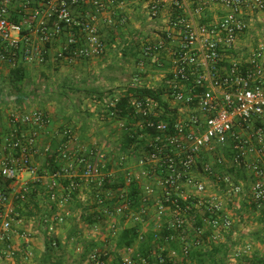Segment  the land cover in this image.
I'll list each match as a JSON object with an SVG mask.
<instances>
[{
	"label": "built area",
	"instance_id": "2783aa9c",
	"mask_svg": "<svg viewBox=\"0 0 264 264\" xmlns=\"http://www.w3.org/2000/svg\"><path fill=\"white\" fill-rule=\"evenodd\" d=\"M83 1L0 0V63L10 70L43 64L49 45L61 38L55 62L71 66L101 57L107 45L99 16L110 9L108 24L122 28L133 14L128 5L135 4L134 13L148 24L139 46L142 61L165 68L166 99H129L136 121L128 128L119 120L122 129L152 131L148 145L127 152L114 147L109 154L96 145L72 148L69 138L56 149L64 164L55 170L33 161L51 152L50 143L40 146L49 115H13L0 149V264L17 254L31 256L33 234L19 212L30 184L62 208L71 191L94 185L99 204L116 200L104 204L108 230L115 231L121 219L141 227L140 240L151 230L148 257L134 260L128 249L120 264L180 263L193 250L236 240L246 227L244 204L264 210V37L249 48L240 42L249 29L246 13H264V0H92L94 10L75 14ZM138 83L134 78L131 85ZM120 100H105L110 118L118 115ZM70 134L64 132L74 139ZM133 192L138 210L132 208ZM253 250L252 242L244 243L228 263L239 264ZM107 254L95 249L89 263L107 264L101 259Z\"/></svg>",
	"mask_w": 264,
	"mask_h": 264
},
{
	"label": "crops",
	"instance_id": "0c3cea01",
	"mask_svg": "<svg viewBox=\"0 0 264 264\" xmlns=\"http://www.w3.org/2000/svg\"><path fill=\"white\" fill-rule=\"evenodd\" d=\"M91 1L92 0H84L83 3L74 10L75 14L83 15L87 13L88 11L94 10V7L91 5ZM105 2H107V0H105ZM134 6L135 4H129L126 11L128 12L133 11V14H135L133 10ZM129 8L131 9L129 10ZM137 9L139 10L140 7ZM260 13H263V12H256V13L247 12L246 13L245 20L249 25V29L251 28L250 23H249L251 22L250 18L253 16L256 17ZM110 16H111L110 9H108L99 16V21H98L100 32L102 34L103 39L109 41L106 43L107 45L106 52L111 51L112 49H115L113 48V45L116 44L117 42H120V39H121L120 33H122V30L123 32H125V27H122V28L119 27L118 29V25L115 26V25L108 24L107 19L110 18ZM129 17H131V15ZM247 33L248 32H246L240 38V42L244 46H251L255 43V41H253V39L250 40L249 34ZM62 43H63V38L59 40H55L49 45L50 54L47 56V60L45 61V63L43 64H39L35 62L28 63V64L22 63L23 66L26 68L27 77L22 86L23 93L21 95H18L11 90L10 83H9V75H10L11 70L8 68V66L0 63V149H1V145L3 144V137H5L11 131V127H12L11 117L13 115H23L25 113H30L34 110L44 111L45 113L49 115L50 120H51L50 125L46 127L45 129L46 132H44L42 136L40 146H42L45 143L51 144L53 142L56 143V141L57 142L61 141L64 136V132L67 128L70 129L71 134H74V142H72L71 144L72 148H74L76 145H85L83 142H79L81 140L80 137L82 136L83 133L84 134L87 133L90 135V132L94 130L93 131L94 133H92V135L94 134L95 136L96 133H98L100 130L103 131L104 129V132H105L107 130L106 129L107 125L114 124L113 128L110 127L108 129L110 133H113L112 130L114 128L115 130L117 128L118 129L120 128V132L122 133L121 128L123 126L121 125V121L106 117L105 103H104L106 99L102 100L101 102L97 104L96 106L97 108L94 109L95 112L93 111L94 115L90 116L88 113H86L87 115H85L84 112L82 111L80 112L79 109L75 108L74 110L73 104L75 102H80V105L82 107L83 106L82 104L84 102L95 101V99H90L89 101L86 98L85 99H69V98L68 99H49V98H42V95L40 94V92H38L39 95L36 94L34 90L35 80L39 78L38 76L48 75L49 72L54 73L55 71L56 72L58 71V72L65 73L69 71L72 73L77 72V74H84V75H87V73L90 74L91 72L94 78H95L94 73L98 75V73L100 72V68H102V66L99 64L100 57L92 58L89 60H80L74 63V65H71L74 67L69 66L65 62H62V63L55 62L54 57L57 54V52L61 49ZM105 54H103L102 56H104ZM106 55H108V53ZM94 78L90 79L91 87H88V88H90V91H93V93H95V91H98V90L99 92H103L102 89L98 88L97 79H94ZM108 82L114 83V79L108 78ZM82 84H85V83H83L82 81ZM83 100H86V101H83ZM82 110L85 111V109H82ZM94 144L100 147V142L98 144L96 143ZM94 144L92 143L88 146H93ZM35 160L42 161L43 167L41 168L43 170H45L46 168L51 169V167H49V164L46 163L47 157L42 158L39 155H36ZM61 162L64 164L63 161ZM37 188H39L41 190L40 192L42 193H39V189H37L38 195L36 196V200L37 201L40 200V202H42L45 192L43 191L42 187H37ZM90 188H91V185L87 187H82L81 191L77 195L78 200H80V202L83 203V205H86L88 200L90 201V196H89L90 192L88 190ZM21 205L22 207H20L19 211H20V214H24L23 215V217L25 218L24 228L30 230L33 233V238L31 240V248H30L31 256L24 257L22 254H20L18 258L13 259V261H9L4 264H44L42 263V258H43V253H44V236L49 231L47 230L46 226H42L43 225L42 218L47 214H54V213L60 214V215L65 214L64 216L66 215L69 216L71 218L70 221L72 222V226L70 225V229H68V223H64L57 227L53 226L55 230L54 232H49V234L58 237L61 241L64 242L67 238L69 231L76 228L79 232L82 233V237L84 238L83 231H82L83 228L81 227V225H83L84 222L81 221L80 217L79 218L77 217L78 219L74 218L77 216L78 213H80L81 215V213L83 212H80L82 211L81 209L74 208L73 204H70L67 207H63V208L57 206L58 208L55 209L56 212H54L51 206H48L46 207V210L42 214L39 213L41 215H37L36 213L37 211H34L33 209H31L28 205H25L24 203H21ZM39 208L41 207L39 206ZM262 211H259V212L257 211L256 213L250 210L247 213L240 214V217L242 216L243 218V215L244 216L252 215L251 219H254V216L262 217L263 216V214L261 215ZM36 216H38L37 218H41L38 221L39 224L35 221ZM78 220H80V222ZM252 222L253 221H251L250 223L252 224ZM260 222H263V221H260ZM33 223L34 225L32 226ZM79 223H80V226H79ZM105 223L107 225L108 221L106 220ZM118 223H121V222L119 221ZM253 223L254 224L252 225L254 226L247 223L246 227L250 229L245 227L242 232L244 234L242 236H239L236 239V245L239 248L244 245L245 240L252 242V244L254 245L253 252H251L247 257H244L242 260H239L238 261L239 264H264V224H258L259 221L253 222ZM102 225L103 224H100V225L95 226V228H92V227L90 228L94 230L100 229L101 231L102 229L108 230L106 225L105 227H102ZM121 226H129V225H126V223L123 221ZM58 227H61V228L59 229ZM143 228L145 230H148L151 227H146V228L143 227ZM251 231L255 233L250 234ZM97 240L98 239H91V241L96 244H97ZM70 245L71 244H69L67 248L69 251H70L69 247H71ZM79 245L80 243L78 245H75V248L79 249V247H82L81 245L80 246ZM114 245H115V242L113 243V245L111 244L112 249H113L112 253L114 251V247H115ZM108 254H109L108 262L110 264H118V263H121L122 258L125 256V251H122L119 253L115 252L114 258L110 251L108 252ZM116 257H117V260L115 259ZM225 264H229L227 259L225 261Z\"/></svg>",
	"mask_w": 264,
	"mask_h": 264
},
{
	"label": "trees",
	"instance_id": "16d2710c",
	"mask_svg": "<svg viewBox=\"0 0 264 264\" xmlns=\"http://www.w3.org/2000/svg\"><path fill=\"white\" fill-rule=\"evenodd\" d=\"M14 20H17L16 17H14ZM119 29V26H118ZM137 39V38H136ZM136 39L132 41L131 47H126L123 48V56H128L132 55L134 57H138L140 53L137 49L138 44H136ZM104 40V39H103ZM106 43L109 42L107 40H104ZM120 41H123V38L121 37ZM118 43V42H117ZM116 43V44H117ZM110 44V43H109ZM141 55V53H140ZM27 73H26V68L23 66V64H19V66L15 69H12L10 71L9 75V83L11 90L18 94L21 95L22 92V86L26 80ZM136 78V77H135ZM169 82V77L165 76V84L162 86H156V87H149L144 84H135L127 85L124 89H122L121 93L115 94L113 92H99L96 91L95 93L97 94L96 102H101L102 100L108 98L110 99H121L119 104H117V109H118V115L116 117H112V119L115 120H123L127 123V127L129 128V124L134 123L136 121V118H134L132 110L129 108L128 102L129 99L133 98H144V97H149L151 99H157L159 101H162V99H165V95L167 93V83ZM93 93V91H91ZM112 110V109H111ZM109 110L107 109L105 114L106 117L110 118L109 115ZM51 123V121H50ZM70 130L67 128L65 131ZM71 135V134H70ZM122 142L120 144V149L123 152L129 151L130 148H133L134 150L139 149L142 146L148 145L147 137H152L154 136L152 131H147L145 135L141 134V131L135 132L132 129H122ZM72 139L74 142L73 137L69 135H64L62 140L56 143H51V152L46 155L47 160L46 163L49 164V167L51 169L55 170L58 169L60 166L63 165L61 160L57 158V152L56 149L58 148L59 144H62L63 142L68 141V139ZM228 155V153H226ZM48 169V168H46ZM50 168L48 170H51ZM65 182V183H64ZM10 182H6V186ZM63 186L66 187L69 185V181L65 180L63 181ZM31 185V190L30 193H27L26 199L22 201L21 203L26 202L25 205H27V200L28 197H31L32 200L37 204L36 196L38 195L37 193V186L30 184ZM95 187L94 185H91V195H90V202L86 205H83V203L78 200L77 195L79 194V191H71L69 195V202L67 204L70 205L72 203L76 204V208L81 209L83 213L80 215L81 221H83L88 227L95 228V226L103 224L102 227H105L106 223L105 221L107 220V216L104 214L103 208L104 204L105 205H114L116 203V200L113 201H104V203L99 204L98 199L96 198V191L94 190ZM45 192V191H44ZM42 193V192H39ZM44 199H48V195H44ZM130 199L132 200V208L135 210H138L139 208V199L136 195L135 192L130 194ZM20 203V204H21ZM50 204V203H49ZM54 212H56L57 203H52L50 205ZM66 206V207H67ZM74 206V205H73ZM22 207V205L20 206ZM255 209V206L253 204H244V211L247 213L250 210ZM20 212V211H19ZM263 214L262 217H260V221H264V211H262L261 215ZM24 214H21V217L23 218ZM65 214H47L42 218V226H46L47 230L49 231V226H54L57 227L61 224L67 223L68 221L71 220L69 216H64ZM62 218V219H60ZM70 218V219H69ZM123 219L120 220L121 223H118L117 229L113 232H117V239L115 241V247L113 253H119L122 251L132 249L131 257L134 260H139L141 258H147L149 253L152 251L153 248V235L151 230H149L145 235L142 240H140V232H141V227L137 225H130V226H121L123 223ZM121 226V227H120ZM107 227V225H106ZM75 244L78 245L79 243L82 246V254L80 257L81 263L84 261L89 262V256L90 254L95 250L99 249L98 245L94 242L90 241H85L84 238L82 237V233L79 232L76 228L73 230H70L66 240L63 242L61 241L58 237L49 234H45L44 236V253H43V258H42V263L44 264H67L69 262V259H71L69 253H68V245L69 244ZM158 244H162V241H159ZM81 248V247H80ZM159 249H157L158 251ZM166 251L163 252L165 254ZM232 251L230 248L226 245H213L211 246L210 250L206 251H198V250H193L190 254V257L186 260H183L180 263H173L172 261H167L166 263L163 264H225V261L227 259V256L231 253ZM20 254H17V257H19ZM108 255L101 257L102 260L106 261L107 264H110L108 262ZM120 259V258H119ZM150 261H153V258L150 259ZM120 262V261H118ZM120 264V263H118Z\"/></svg>",
	"mask_w": 264,
	"mask_h": 264
},
{
	"label": "rangeland",
	"instance_id": "374dc122",
	"mask_svg": "<svg viewBox=\"0 0 264 264\" xmlns=\"http://www.w3.org/2000/svg\"><path fill=\"white\" fill-rule=\"evenodd\" d=\"M250 20L251 22L249 23H250L251 28L248 29L247 34H249L250 40L253 39V41L258 42L260 38L264 37V13H260L256 17L253 16L250 18ZM147 26L148 24L146 22H143V20H141L138 15L132 14L130 17V21L126 24V26H124L125 32H123V30L121 29L122 33H120L121 34L120 37L123 38V41L118 42L119 44L116 49H112L111 51L106 52V54L108 53V55L105 54L106 56L104 55L99 58L100 59L99 64L102 66V68H100V72L98 73V75L94 73L95 78L92 76L91 72L90 74L87 73V75L77 74V72L72 73L69 71L65 73L58 72V71L57 72L55 71L54 73L49 72L48 75L38 76L39 78L35 80L34 90L36 94L39 95L38 92H40V94L42 95V98H49V99H68V98L69 99H85L86 98L88 99V101L90 99L96 100L97 98L96 93H92L90 91V88H88V87H91L90 86L91 78L97 79L98 88L102 89L104 93H108V92H113L115 94L121 93L122 89H124L127 85H129L135 77L140 81L139 84H144L149 87H156V86L164 85L165 76H166L165 68L158 67L154 61L148 60V61L143 62L140 53L138 57H134L132 55H128L127 57L123 56V52H122L123 48L131 47L132 41H134V39L136 38L137 39L135 42L136 44H138L136 45L137 46L136 50H138L139 52L140 42H141L142 37H144V33L147 30ZM245 47L249 48L250 46H245ZM71 67H74V66H71ZM108 78L114 79V83H109ZM82 81L85 84H82ZM109 97L111 96H108V98L106 97V99H109ZM83 101H86V100H83ZM97 104L98 102L96 101H89V102L86 101L82 104L83 105L82 107L80 105V102H75L73 106H74V110L76 108V109H79L80 112L81 111L84 112L85 115H87L86 113H88L90 116L91 115L93 116L95 112L94 109L97 108L96 107ZM82 109H85V111ZM110 127L113 128L114 124L107 125L106 126L107 130L105 132H104V129L103 131L100 130L98 133H96L95 136L94 134L92 135V133H94L93 132L94 130L90 132V135L87 133L86 134L83 133L82 136L80 137L81 140L79 142H83L85 145H90L92 143L98 144L100 142V148L103 149V151H105L106 153L110 154L111 151L114 150L113 149L114 147L116 148L120 146L122 142V138H123L122 133L120 132V128L119 129L117 128L116 130L114 128L112 130L113 133H110V131L108 130ZM71 135H74V134H71ZM39 156L42 158L46 157L42 153H39ZM35 157L36 156L34 155L33 161L35 162V164L39 167H43L42 161L35 160ZM88 190L90 192L89 193V196H90L92 190L91 188ZM40 191L41 190L39 189V192ZM27 202H28L27 205L31 209H33L34 211H37L36 212L37 215H41L46 210V207L50 206L49 202L47 200H44V198L42 199V202L38 200L37 204H35L32 198L28 197ZM89 202L90 201L88 200L87 204ZM24 204H26V202H24ZM72 204L74 205V208H76L75 206L76 204L74 203ZM39 206L41 208H39ZM79 215L80 213H78L77 216L74 218L78 219L80 217ZM37 217L38 216H36L35 221L38 223L39 219L41 218H37ZM251 218H252V215H248V216L243 215V221L246 220L245 221L246 224L248 223L252 225L254 224L253 222H257V221H259L258 224H264V221L260 222V220L258 219L260 218L259 216L258 217L254 216L255 220ZM78 221L80 222V220ZM251 221H253L252 224L250 223ZM67 223H68V229H70V225L72 226V222L68 221ZM33 225L34 223L32 224V226ZM79 226H80V223H79ZM81 227L83 228L82 231H83V236H84L85 241L87 240L90 241L91 239H98L97 240L98 248H100L101 251L102 250L107 251V252L110 251L114 258V253H112L113 249H112L111 244L113 245V243L116 241L117 232H110L108 230H103V229L102 231L100 229L94 230L88 227L85 223H83ZM58 228L60 229L61 227H58ZM251 233H255V232L251 231L250 234ZM246 242H249V241L245 240V243ZM70 246H71L69 247L70 251L69 250L67 251L71 259H69V262L67 264H89L88 260L84 261L83 263H81L80 261L81 254L83 252L82 247L81 248L79 247V249H76L75 244L73 243H71ZM227 246L230 248L231 251H234L237 248H239L236 245V240L229 241L227 243ZM115 259L117 260V257Z\"/></svg>",
	"mask_w": 264,
	"mask_h": 264
}]
</instances>
